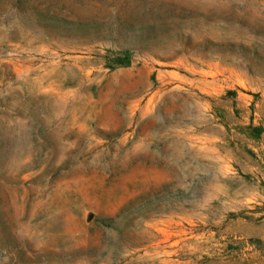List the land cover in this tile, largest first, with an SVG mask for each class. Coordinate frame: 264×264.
Instances as JSON below:
<instances>
[{"label":"rangeland","instance_id":"374dc122","mask_svg":"<svg viewBox=\"0 0 264 264\" xmlns=\"http://www.w3.org/2000/svg\"><path fill=\"white\" fill-rule=\"evenodd\" d=\"M0 264H264V0H0Z\"/></svg>","mask_w":264,"mask_h":264}]
</instances>
